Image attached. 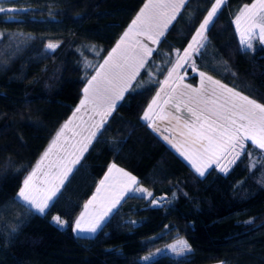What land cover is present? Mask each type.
Returning a JSON list of instances; mask_svg holds the SVG:
<instances>
[{
    "label": "trees",
    "instance_id": "1",
    "mask_svg": "<svg viewBox=\"0 0 264 264\" xmlns=\"http://www.w3.org/2000/svg\"><path fill=\"white\" fill-rule=\"evenodd\" d=\"M145 1L0 0L5 8L20 9L0 13V264H264L262 150L246 142L251 156L242 155L226 173L213 165L201 177L142 119L177 50L187 46L213 0H188L181 9L148 58L151 75L142 69L132 82L54 206L45 215L28 213L17 197L96 66ZM253 1L227 0L194 59L198 72L264 104V44L254 39L252 49L242 46L234 23L238 10ZM47 43L57 47L49 50ZM46 59L25 81L29 66ZM196 76L188 78L195 83ZM110 164L165 198L153 206L129 193L95 234L77 235L73 221ZM54 215L67 224L55 225ZM180 238L191 251L142 261Z\"/></svg>",
    "mask_w": 264,
    "mask_h": 264
},
{
    "label": "snow or ice",
    "instance_id": "2",
    "mask_svg": "<svg viewBox=\"0 0 264 264\" xmlns=\"http://www.w3.org/2000/svg\"><path fill=\"white\" fill-rule=\"evenodd\" d=\"M187 2L188 0H148L116 46L103 58V63L96 66L95 75L87 80L83 89V98L73 113L75 117L82 108L89 107L92 113L89 118L90 123L80 133H74V135H80L82 139L77 141V144L63 147L64 155L59 156L55 161H50L47 170H43L44 161L49 158L54 149H57L60 137L64 135L72 119L56 133V138L51 142L49 149L43 153L32 172L25 177L17 192L19 200L27 206L26 212L45 215L54 206L62 186L69 179V174L80 164L81 158L93 141L103 135L108 118L117 106V101L123 99L124 93L133 87L132 82L140 75L142 69L151 75L146 65H148V58L152 56L153 48L147 43L136 40L138 50L129 55L127 49H122L125 41L130 35L135 34L146 37L152 44H159L160 38L165 36L169 25L177 19ZM226 4L227 0H213L187 47L183 49V53L180 54L177 50V59L167 70L165 79L158 82L161 88L143 113L142 119L150 121V127L154 123L152 114L160 106L161 93L171 98V94L177 92L169 81L172 80L175 84L183 80L182 76L175 75L177 69L187 66L192 71H197L194 57L199 56L201 50L206 47V33L210 26H214L215 18ZM19 10L5 8L0 3V13ZM234 23L242 46L252 49L254 39L264 43V0H254L253 3L240 8ZM56 47L57 45L53 43L47 45L49 50H54ZM86 66L92 67L88 62ZM174 75L175 80H173ZM199 76L201 79L198 88L185 84L184 90L178 93L184 98L186 111L191 114V119L184 121V128L187 131L179 133L183 138L177 149L180 155L190 162L201 177L213 165L226 173L228 165H235L242 155L251 156V152L246 148V142L250 141L252 147L262 150L261 155H264V104L222 84L205 72H199ZM163 85H168V89L166 90ZM163 103L166 104L169 101L165 100ZM172 105L176 111L180 110L176 100H172ZM158 118L163 120L167 117L159 115ZM179 119L178 116L171 117L173 121L179 122ZM222 160H226L227 163L222 165ZM256 163L257 161H253L251 166L255 167ZM138 184L137 178L131 173L118 168L115 164L110 165L103 179L99 181L95 193L83 204V211L75 218L72 226L73 233H95L129 193L140 194L141 198L148 199L150 204L159 206L163 198L154 197L152 191L147 188L133 187ZM52 222L58 227H64L67 224V221L59 215L52 216ZM21 226L22 222L12 225L10 235L18 231ZM168 247L177 255L191 251L190 245L183 239L177 240L175 244ZM143 259L147 260L148 257Z\"/></svg>",
    "mask_w": 264,
    "mask_h": 264
},
{
    "label": "rangeland",
    "instance_id": "3",
    "mask_svg": "<svg viewBox=\"0 0 264 264\" xmlns=\"http://www.w3.org/2000/svg\"><path fill=\"white\" fill-rule=\"evenodd\" d=\"M148 2V0H146L145 1V3L143 4V6H142V8L144 7V5L146 4ZM141 10V9H140ZM140 10H139V12H140ZM138 12V13H139ZM137 13V14H138ZM137 14L135 15V17L137 16ZM235 27H236V24H235ZM236 29H237V27H236ZM136 40H140V41H142V42H144V43H147L148 44V46L149 47H152L151 45H152V43H151V41L150 40H147L146 39V37H143V36H136L135 34H133V35H130V37H129V39H128V41H129V43H126V49H127V51H128V54L129 55H132V54H134L137 50H138V46L136 45V43H135V41ZM191 40V39H190ZM49 43H47L46 44V47H47V45H48ZM53 44H56V43H53ZM262 44H264V43H262ZM188 45V44H187ZM187 47V46H186ZM185 47V48H186ZM122 49H124L123 47H122ZM111 51V50H110ZM183 53V50H182V52L180 53V54H182ZM46 61H48L47 59L46 60H43V61H41V62H36V63H33V64H31L30 66H29V68H28V70H27V76H26V79H25V81H27L28 79H30L32 76H34L39 70H40V68L43 66V64L46 62ZM103 62V61H102ZM194 74H196L197 76H196V81H195V83H193L191 80H190V76L191 75H194ZM92 75H95V70H94V72L92 73ZM91 75V76H92ZM175 75H180V76H182L183 77V80L182 81H179L178 83H175V84H173V81L172 80H170L169 81V84H171L173 87H175L176 89H177V92L176 93H173V94H171V98H170V96L169 95H165V93H161V100H160V102H159V107L158 108H156V110L154 111V113L152 114V119H153V121H154V123H160V124H163L164 125V123L167 125V126H169L171 129H173V130H175V131H178V132H181V131H187L185 128H184V121H185V119H191V114L190 113H188L187 111H186V109H185V101H184V98L183 97H180L179 95H178V93L180 92V91H183L184 89H183V85H185V84H188V85H191L192 87H196V88H198L199 86H200V76H199V72H198V70L197 71H192L190 68H188L187 66L186 67H184V68H179V69H177V73L175 74ZM175 75H174V77H173V80H175ZM90 76V77H91ZM90 77H89V79H90ZM188 77H190V78H188ZM165 79V78H164ZM213 79H215V78H213ZM216 80V79H215ZM222 83V82H221ZM87 84V83H86ZM223 84V83H222ZM86 86V85H85ZM163 87L167 90L168 89V85H163ZM229 87V86H228ZM160 88H161V85H160V87H159V89L157 90V91H159L160 90ZM157 93V92H156ZM156 93H155V95H156ZM84 95V94H83ZM154 95V96H155ZM153 96V97H154ZM82 98H83V96H82ZM81 98V99H82ZM153 99V98H152ZM152 99H151V101H152ZM251 99V98H250ZM165 100H168L169 101V103H163V101H165ZM172 100H176V102H177V104L179 105V111H176V109H175V107L172 105ZM150 101V102H151ZM80 105V101H79V103H78V105H77V107ZM76 107V108H77ZM162 107H165V108H167V109H169V110H172L174 113H170V114H167L165 111H162L161 112V108ZM75 108V109H76ZM147 108V107H146ZM146 108H145V110H146ZM75 109H74V111H75ZM144 110V111H145ZM74 111L71 113V115L69 116V118H68V120H66V122L67 121H69L70 119H72V123L69 125V127H68V129H66L65 130V132H64V135L63 136H61L60 137V140H59V144H58V147H57V149H54L53 150V152H52V154L49 156V158L47 159V160H45L44 161V168H43V170H47V165L49 164V162L50 161H55V160H57L58 158H59V156H61V155H64V152L62 151V148L63 147H67L68 145H74V144H77V141H79V140H81L82 139V137L80 136V135H74V133H80L83 129H85V128H87L88 127V125H89V123H90V116L92 115V113L90 112V110H89V107H85V108H82L81 109V112L80 113H77L76 114V116L75 117H73V113H74ZM144 113V112H143ZM159 115H165L167 118L166 119H163V120H161V119H159L158 117H159ZM143 116V115H142ZM172 116H178L180 119H179V122H177V121H173V120H171V117ZM96 119H98V117L96 118ZM166 126V127H167ZM168 127V128H169ZM85 135H86V133H84ZM56 138V135H55V137L53 138V140ZM52 140V141H53ZM51 141V142H52ZM51 144V143H50ZM50 144H49V146H50ZM49 146L46 148V150H48L49 149ZM77 147H78V145H77ZM45 150V151H46ZM44 151V152H45ZM43 152V153H44ZM43 155V154H42ZM42 155H41V157H42ZM41 157H40V159H41ZM40 159L38 160V161H40ZM228 159H231V157H228ZM38 163V162H37ZM227 163V161L226 160H222L221 161V164L222 165H224V164H226ZM36 166V165H35ZM215 166V165H214ZM231 165H228V168L230 167ZM118 167V166H117ZM216 167V166H215ZM118 168H120V167H118ZM218 168V167H217ZM219 169V168H218ZM31 172H32V170H31ZM133 175V174H132ZM38 176H40V173H38ZM134 176V175H133ZM136 177V176H135ZM38 183H39V181H38ZM136 186H140V187H144V186H142V185H140V184H138V185H134L133 187H136ZM145 188V187H144ZM137 195H140V194H137ZM81 211H83V207H82V209H81ZM80 211V212H81ZM79 212V213H80ZM79 213H78V215H79ZM77 215V216H78ZM55 216V215H54ZM76 216V217H77ZM108 218V217H107ZM106 218V219H107ZM75 220V219H74ZM74 222V221H73ZM105 222V221H104ZM103 222V223H104ZM102 223V224H103ZM72 226H73V224H72ZM97 232V231H96ZM95 232V233H96ZM95 233H85V234H77V233H75V234H77V235H82V236H89V235H93V234H95ZM180 239H182V238H180ZM180 239H177V240H180ZM177 240H175L174 242H172L171 244H169V245H172V244H175L176 243V241ZM184 240V239H183ZM169 245H167L166 247H164V248H160V249H156V250H154V251H152V252H150V253H148V254H146V255H144L143 256V258L144 257H148V259L147 260H145V259H143L142 258V261H144V262H147V261H149V260H151V259H153L154 257H156V256H158V255H160V254H162V253H170V254H173V253H175V252H173L172 251V249L170 248V247H168Z\"/></svg>",
    "mask_w": 264,
    "mask_h": 264
},
{
    "label": "crops",
    "instance_id": "4",
    "mask_svg": "<svg viewBox=\"0 0 264 264\" xmlns=\"http://www.w3.org/2000/svg\"><path fill=\"white\" fill-rule=\"evenodd\" d=\"M254 2V1H253ZM252 2V3H253ZM251 4V3H250ZM135 18V17H134ZM133 18V19H134ZM133 21V20H132ZM132 23V22H131ZM131 23L123 30V32L121 33V35L118 37V39L116 40V42L114 43V45H113V47H115L116 46V44H117V42L120 40V38H121V36L124 34V32L129 28V26L131 25ZM237 30V29H236ZM237 33H238V35H239V32L237 31ZM239 37H240V35H239ZM126 43H129V41L128 40H126L125 41V43L122 45V47L124 48V49H126L125 47L127 46L126 45ZM155 45L156 44H152L151 46V48H154L155 47ZM112 47V48H113ZM103 63V62H102ZM119 101H117V103H118ZM79 103V102H78ZM78 105V104H77ZM77 105H76V107H77ZM75 107V108H76ZM74 108V109H75ZM161 109H163V111H165L167 114H170L171 112L172 113H174L172 110H169V109H167V108H165V107H162ZM74 111V110H73ZM68 120V119H67ZM66 123V122H65ZM64 123V124H65ZM148 123H151L150 121H148ZM152 125L153 126H155L157 129H158V131L161 133V135L165 138V137H167V139H166V141L173 147V148H175L176 150L178 149V147H180V143H181V141L183 140V138L182 137H180V135H179V133L180 132H178V131H175V130H173V129H171L169 126H167L165 123H164V125L163 124H160V123H152ZM167 126V127H166ZM169 127V128H168ZM173 145H176L175 147L173 146ZM178 151V150H177ZM110 165H112V164H110ZM109 165V166H110ZM109 168V167H108ZM108 170V169H107ZM107 173V171L104 173V175L102 176V178L101 179H103V177L105 176V174ZM100 179V180H101ZM99 180V181H100ZM98 185H99V182H98V184H97V186L95 187V190L93 191V193L91 194V196L95 193V191H96V188L98 187ZM90 196V197H91ZM89 197V198H90Z\"/></svg>",
    "mask_w": 264,
    "mask_h": 264
},
{
    "label": "water",
    "instance_id": "5",
    "mask_svg": "<svg viewBox=\"0 0 264 264\" xmlns=\"http://www.w3.org/2000/svg\"><path fill=\"white\" fill-rule=\"evenodd\" d=\"M156 198H158V199H159V198H163V199H164L165 197H164L163 195H159V196H156ZM163 199H162V200H163Z\"/></svg>",
    "mask_w": 264,
    "mask_h": 264
},
{
    "label": "built area",
    "instance_id": "6",
    "mask_svg": "<svg viewBox=\"0 0 264 264\" xmlns=\"http://www.w3.org/2000/svg\"><path fill=\"white\" fill-rule=\"evenodd\" d=\"M152 205V204H151ZM161 205V203L159 204V206ZM154 206V205H153Z\"/></svg>",
    "mask_w": 264,
    "mask_h": 264
}]
</instances>
